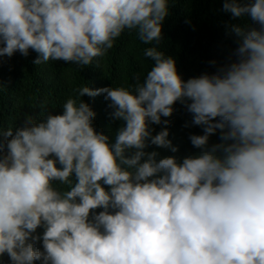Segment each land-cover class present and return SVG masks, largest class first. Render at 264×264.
Here are the masks:
<instances>
[{
  "label": "clouds",
  "instance_id": "9594fccd",
  "mask_svg": "<svg viewBox=\"0 0 264 264\" xmlns=\"http://www.w3.org/2000/svg\"><path fill=\"white\" fill-rule=\"evenodd\" d=\"M234 60L183 79L157 48L169 0H0V56L78 66L103 57L125 30L153 46L128 86L74 90L53 114L0 129V257L10 264H264V0H223ZM155 42V43H153ZM215 64V61H211ZM104 94L114 133L97 131L81 97ZM179 101L199 149L159 157ZM219 130V142L209 137ZM159 157V158H158ZM107 186V187H105ZM100 209L99 211H96ZM43 231L38 233L37 229ZM40 242L42 247H36Z\"/></svg>",
  "mask_w": 264,
  "mask_h": 264
},
{
  "label": "trees",
  "instance_id": "16d2710c",
  "mask_svg": "<svg viewBox=\"0 0 264 264\" xmlns=\"http://www.w3.org/2000/svg\"><path fill=\"white\" fill-rule=\"evenodd\" d=\"M170 15L162 25V39L155 46L166 54L175 57L176 68L183 79L198 76L202 72L212 73L221 65L236 59L233 55L238 46L226 26L233 23L258 27L249 17L233 18L222 10L223 0H169ZM155 43V42H153ZM153 44L141 42L135 31L125 30L115 39L114 45L103 57L94 58L93 64L78 66L62 60H49L39 65L32 61L38 53L29 50L28 56L16 51L11 57L0 56V129L22 126L25 115L39 119L43 113L41 106L55 113L63 111L62 105L74 90L88 85L91 88L104 86H128L133 76L141 78L152 67V60L144 55L145 49ZM215 61V64L211 61ZM95 112L93 126L97 131L110 133L123 121L113 120L109 113V101L101 93L95 97L87 94L81 97ZM174 111L168 119V125L151 124L158 132L168 127L169 139L177 147L173 153L170 147L150 145L148 151L155 150L159 157L173 155L183 158L199 151L189 139L190 134H202V128L191 123V113L177 101ZM8 138L0 134V144L6 147ZM219 142V130L210 135L209 145ZM158 157V158H159ZM107 187V186H105ZM97 209L96 211H99ZM38 228L37 232H42ZM36 247H42L37 242ZM0 264H10L5 253L0 257ZM35 264H40L36 261Z\"/></svg>",
  "mask_w": 264,
  "mask_h": 264
}]
</instances>
